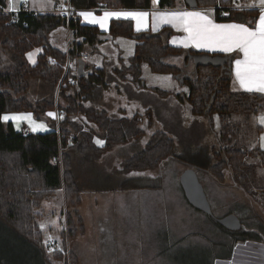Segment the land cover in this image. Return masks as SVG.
<instances>
[{
    "label": "trees",
    "instance_id": "16d2710c",
    "mask_svg": "<svg viewBox=\"0 0 264 264\" xmlns=\"http://www.w3.org/2000/svg\"><path fill=\"white\" fill-rule=\"evenodd\" d=\"M68 2L75 10L96 9L101 6L109 9H148L152 5V0ZM194 2L195 4L191 0L190 5L185 4L196 8H214V19L217 22H241L253 27L258 17L254 8L231 7L234 5L233 0ZM5 5L6 0H0V114L30 112L36 119L45 121L53 128L46 133L16 131L10 121H0V223L9 230L8 236L25 245L31 264L35 263L33 252L36 253V259H41L42 264L44 259L50 264L45 257V249L49 245L45 243L44 231L37 223L41 201L52 197L56 190H62L66 201H74L75 204L79 201L81 188L76 175V158H88L91 161V157H99L113 146L137 140L143 135L139 115L130 118L110 117L105 111L82 103L92 94L94 86L103 76V71L98 68H90V72L84 75V69L89 68L84 65L80 66L81 74L73 76L70 66L66 67L67 61L72 59L84 61L80 57L83 43L91 45L89 53L94 54L97 52L95 45H100L107 39L134 38L138 42L129 64L121 66L117 71L123 79L141 82V63H146L153 72L170 73L173 78H182L183 83L187 84L188 95L181 98L188 100L193 114L207 118L219 144V151L215 153L217 162L206 168L207 172L213 175L217 183L222 184L223 172L228 170L232 185L243 189L253 203L264 211V181L258 174V169L264 166V150L236 144L232 139L235 134L229 137L222 131L227 125V116L231 118L234 114H245L249 118L258 112L259 104L264 99L258 93L230 89L231 63L235 54L172 47L167 42V38L173 33L169 27H163L155 33H137L133 30L131 20H111L104 36L96 27L82 24L76 15L68 22L54 13L33 16L20 12L12 19V13L4 12ZM175 5L176 0H159L156 6L163 9ZM62 22L67 24L71 40H82L72 41L68 52L50 45L46 39V34ZM33 48H40L41 52L32 65L28 62L26 53ZM177 57L186 64L189 60L192 62V76H182L184 61L182 60L181 65L179 62L175 63L177 60L173 59ZM30 79L40 82L39 95L36 97H31ZM152 89L158 94L168 93L158 88ZM53 110L63 119L48 117L47 113ZM215 115L220 122L219 129L214 128ZM89 124L94 125L97 130ZM229 125H233V122ZM95 137L100 138L103 143L97 145ZM252 155L256 157L255 163H249ZM167 159L181 161L173 155L172 140L164 133L156 132L144 149L124 162V169L151 170L160 167ZM189 166L204 169L192 164ZM208 217L217 227L225 230L215 222L213 216ZM76 219L81 229L80 216L77 215ZM243 226L242 223V228ZM61 235L64 249L66 241L69 242L77 235L73 220L68 214L66 228L61 231ZM65 253L54 251L53 256L61 264H78L72 251L68 252V256Z\"/></svg>",
    "mask_w": 264,
    "mask_h": 264
},
{
    "label": "rangeland",
    "instance_id": "374dc122",
    "mask_svg": "<svg viewBox=\"0 0 264 264\" xmlns=\"http://www.w3.org/2000/svg\"><path fill=\"white\" fill-rule=\"evenodd\" d=\"M24 1L31 2V0H19V2L15 4V9ZM51 2H54L59 6L61 4L64 5V0H51ZM255 2L258 4L257 0H255ZM6 4V7L8 8V0ZM125 48L126 51H128V55H130L131 50L127 47ZM125 48H123V53H125ZM227 54H235V57H237V53L234 51ZM91 56L90 61H88L89 63L94 61L93 56H96V54H92ZM74 61L75 59L70 61L72 68ZM149 72L147 64L141 63L140 79L142 80L141 82L145 83V85L143 87L140 85L141 82L136 81L139 91L150 93V87L156 86L155 84L157 80H159V82H163V80L157 79V75V77H155V75H150ZM159 77L164 76L160 75ZM29 83L31 93L33 92L34 96L37 95L40 88L39 80L30 79ZM158 87L168 91V96L173 97V107L177 108V110L171 114L165 115L160 114L159 106L157 105H154L153 108L149 110H136L135 113H139L138 115L141 117L140 127L143 129V135L140 136L139 139L114 146L111 151L107 150L101 153L99 155V159L98 157H91V161H89L88 158H76L75 169L78 172H76V175L79 179L78 182L81 191L85 188H93L96 192V189H107L110 187H138L142 185H152L155 182L154 180L145 178L131 179L133 174L144 173L150 177L154 176V179L158 176L165 188V194L172 196L175 177L179 174L178 182L180 183V175L186 169L191 167L189 166L190 163L195 164L193 161L197 157L208 154L211 158L210 163L214 164L217 162V158L213 155V153L215 154L219 151V144L215 133L211 132V127L207 122V118L203 115L193 114L189 107L188 100L185 98L180 99L181 96L188 95L187 84H180L178 81L174 80L169 86L161 84V86ZM33 95L31 97H33ZM155 95L161 97V95ZM160 100L163 102L165 101V98ZM59 101L62 102L61 100H58V102ZM85 102L86 100L82 101L84 105L87 104L97 107L94 103H90V101H87L86 104ZM122 102L125 104V98H123ZM121 113L122 112L119 111L112 117L118 118L121 116H127L126 110L123 112L124 114ZM261 113H264V99L259 104L258 112L253 113L249 118L245 114H234L231 118L226 115L227 125H225L222 131L229 137H232V134H235L232 139L236 144L245 145L249 148L260 145V137L264 135V124L260 123V117L264 116V114ZM232 122L233 125H229ZM89 125L97 130L94 125ZM193 125H196L195 130H192ZM219 127L220 122L218 117L215 115L214 128L219 129ZM156 132H162L172 140L173 155L181 161L176 159H167L160 165V167L153 168L148 171H126L124 169V162L138 151L144 149L153 134ZM97 141L102 140L95 137V143L97 145H101V143H97ZM255 162L256 157L253 155L250 156L249 163ZM258 172L263 175L262 170H258ZM196 173L209 201L213 216L215 218H221L229 212L237 215L242 220L243 224H247L246 218L243 217L241 210V205L244 204L245 201L242 200V203L241 199H239V195L238 200L234 197L235 199L233 201H227V195L230 192H235L236 189L223 187L225 193H213L210 187L211 184L207 180V178H210L209 176L213 178V175L207 172L206 178V173L202 171H197ZM225 181H227V179H225ZM81 196V194L78 195L79 198ZM84 198L91 197L86 195ZM252 204L258 207V205L253 203V201ZM77 205H75L74 201H66L63 197L62 190H56L52 197L41 201L38 209L40 217L37 220V223L44 231L45 243L47 244L49 242L53 245L48 246L45 249V255L47 256V260L49 261L48 263L50 264H61V261L53 256L54 251L66 252L65 255L67 254V256L69 251H72V253L77 251V254L79 255L78 264H122L123 259L128 258L129 256L131 259L130 264H236V246H234V242L244 226L242 229L235 231L233 233L234 235L224 230L226 234L225 232H223V234L227 241L221 240L222 243L220 242L216 245L210 241L212 236L206 230L207 227L203 228V226L198 224L196 220L192 218L193 216L189 215L187 212L179 213V219H181L182 222H185L188 219L187 225L190 232H185L181 237L172 236L168 232L170 229L168 220L163 219L159 222L153 221L150 223L147 237H139L137 235L134 236L133 234L128 233L126 235H128L129 238L125 241L123 249L119 244L116 248V252H114L113 250H109V245H106L107 247L103 251V246L105 244L96 241L93 235V231H95V235L97 234L98 227L89 228L87 226L85 227V235L83 236L82 234H78L69 242L66 241V248L64 249L62 246L61 231L66 228V214L72 218L77 232L80 230V227L76 218L77 215L81 214L83 215L87 225L91 224L90 222H94L95 220L111 218L120 221L121 226L127 231L132 230L129 221H132L140 226V224L133 220L125 217L122 218L119 211H115L114 213L110 211L107 214L104 209L106 204L104 203H98L99 210L96 211L98 219H93L95 209L92 208L90 204L87 205V203L84 202L80 208H78ZM252 210V208L247 210V212H249V217L256 216ZM258 213H261L264 216L263 210L259 209ZM181 221L179 223H181ZM207 223L210 224L208 221ZM259 224L261 225L262 221L259 222L258 225ZM171 227L173 229L177 228L174 221L171 223ZM261 228L264 230V223ZM7 231L9 230L0 223V264H31L25 245L14 239L12 236H8L10 234ZM216 246H220L221 248V251L217 253V256L214 255V248L216 249ZM33 256L35 257V263L33 264H42L41 259L40 261L39 259H36L35 252H33ZM256 258L257 257L254 255L245 256V262L247 264H255L254 260H256ZM42 261L44 264H47L45 259Z\"/></svg>",
    "mask_w": 264,
    "mask_h": 264
},
{
    "label": "crops",
    "instance_id": "0c3cea01",
    "mask_svg": "<svg viewBox=\"0 0 264 264\" xmlns=\"http://www.w3.org/2000/svg\"><path fill=\"white\" fill-rule=\"evenodd\" d=\"M27 2L30 9L32 11H36L37 13H54L59 15V11H61V5H56L54 2L48 3L47 0H31V2ZM23 2V3H24ZM68 0H64V5L67 4ZM233 6L235 8H254L258 12V17L256 19V23L258 22L259 18V5L256 4L255 0H233ZM7 3V0H6ZM23 3L19 4V6L15 10H7L8 9L5 5L4 12L7 13H13L17 11L18 9L21 8ZM41 4L44 6L41 7ZM239 5V7H237ZM221 8V7H219ZM211 9V18L219 24H231V23H236V24H245L241 22H217L214 19V8H194V7H189L188 5L185 4L184 0H176V5L174 7H168V8H163L160 9L156 5L154 6L153 4L151 5L150 8L148 9H109L105 7H98L96 9H81L77 10V17L80 19V22L85 25L89 26H94L96 27L104 36H106L108 29H109V24L111 20H131V19H116V18H111L108 24V27L106 29H101L98 25H92L84 22L83 17L79 16L78 13L82 11H92L94 12L95 15L100 16L103 15L104 12H121V11H146L151 13L152 11H202V10H207ZM132 25H133V30L137 33H145V32H151L155 33L160 31L163 27H169L171 30H173V33L167 38V42L170 46L172 47H178V48H186V49H191L194 51H204L208 53H230V52H223L220 50H210L207 48H197L191 43L188 44L187 47L184 46V44L177 42L173 43V37H184L186 35L185 32H183L182 29H178L173 27L170 24H164L159 27L157 31L152 30V22H151V16H149L148 21H149V26L146 30H141V31H136L135 29V22L133 20ZM246 25V24H245ZM248 26V25H246ZM249 27V26H248ZM46 39L47 42L56 47L59 48L60 50L68 52L70 48L72 47L71 42L72 41H77V42H82L81 39H72L70 38V33L69 29L66 23H61L57 28L53 29L49 33L46 34ZM137 40L134 38H124V37H119L114 40L107 39L105 42H103L100 45H95L97 52L96 56L94 57V61L89 63L91 59L92 53H89L92 49L91 45H88L86 43H83V51L80 54V57L82 58L83 55H87V58L84 59V63L81 62L78 59H75L76 61L73 62V68L71 67V62L69 64L70 66V72L71 75L73 76H79L81 74L80 72V66L84 65L86 67H89L88 69L85 70V74L87 72H90V68H98L103 71V76L101 77V80L94 86L92 94L86 99L87 101H90V103H94L97 107L87 105L85 102V106L88 107H93L98 110H103L105 111L110 117L121 111V114H124L123 112L126 110L127 116H121V117H127L130 118L134 115H138L139 113H135L136 110H149L153 108L154 105L159 106V112L162 115L165 114H171L172 112H175L177 108L173 107V102L174 99L171 96H168V93L166 95L158 94L156 91H154L152 88H158L160 90H163L159 88L158 86L164 85V86H169L175 79L172 77L170 73H157L153 72L149 68V74L150 75H155V77H159L160 75L168 76L171 77V80L169 81H163L159 82L157 80L156 86L150 87L151 92H142L139 91L138 86L136 84V81H132L130 78L123 79L121 75L117 72L121 66L123 65H128L129 60H131V57L134 54V48L135 45L137 44ZM122 43V45H121ZM124 46V47H122ZM129 48L130 55H128V51H126V48ZM125 48V53L124 49ZM40 48H33L30 51L26 53V58L30 64H35L37 60V55L41 51ZM132 52V55H131ZM237 53V57H235L231 63V81H230V89L236 92H250V93H258L264 96V92H260L257 90H252L248 91L244 88H241L238 81L236 80V65H235V60L236 59H243V53L234 51ZM28 53H32V58H28ZM86 64V65H85ZM88 65V66H87ZM156 73V74H155ZM157 75V76H156ZM174 79V80H173ZM143 87L145 85L144 82H141ZM166 91V90H164ZM168 92V91H167ZM155 94L161 95V97L156 96ZM33 95V92L31 93V96ZM37 95H39L37 93ZM37 95H33V97H36ZM123 98H125V104L122 102ZM165 98V101H161L160 99ZM49 112H55L49 111ZM16 113H30V112H16ZM144 113V112H142ZM264 114V113H261ZM58 115V113H57ZM116 118V117H115ZM120 118V117H118ZM33 119L36 120L37 123H44L46 125L45 128L43 129H37L36 131L32 130V126L29 125L27 121H22L20 122V127H16V122L10 121L14 129L16 131H29V132H35V133H46V132H51L53 128L49 126L45 121L43 120H38L33 116ZM56 119V118H53ZM261 128V127H259ZM196 129V125L192 126V130ZM211 129V128H210ZM262 129V128H261ZM262 131V130H261ZM212 132V131H211ZM120 145V144H118ZM117 146V145H115ZM114 147V146H113ZM112 147V148H113ZM260 148L264 150V148L260 147V145L251 147L253 148ZM111 148V149H112ZM109 149V151H111ZM104 155V154H103ZM213 155H215L213 153ZM99 159V157H98ZM100 161V160H99ZM193 162L190 163L194 166L198 167H203L204 169H196L198 171H202L205 174L207 178V170L206 168L210 167L213 165L211 162V158L209 155L204 154L199 157H197ZM164 163V162H163ZM215 164V163H214ZM178 167V166H175ZM258 170L263 171V175L259 174V176L263 179L264 181V166L260 167ZM133 171V170H132ZM135 171H148V170H135ZM83 174V173H82ZM179 174L175 177V184L173 188V195L168 196L165 194V188L162 185L161 179L158 178V176L154 179V176H148L143 174H133L131 176V179L133 178H145V179H150L154 180L155 182L148 186H138V187H130V190H119L117 188L119 187H110L107 189H111L110 191H102L103 189H96V192L93 190V188H85L82 189L80 194L82 195L79 198L77 205L78 208L82 207V203L84 202L87 203V205H91L92 208L95 209V215L93 214V219L97 218L96 211L99 210L98 203H104L106 204L105 210L108 214V212L112 211L113 213L115 211H119L120 216L123 218H128L130 220L135 221L136 223L140 224L138 226L137 224L133 223L132 221H129V224L132 228L131 231L125 230L121 226V222L111 219V218H106V219H100V220H95L94 222H90L91 224L87 225L85 223V219L83 215H79L81 218V223L83 225L82 229L78 230V234H82L83 236L85 235V227H98L97 234L95 235V231H93V235L96 241L99 243L105 244L103 246V251L106 249V245H109V250H113L116 252L117 246L120 244V247L122 249L124 248V243L126 240H128V233L133 234L134 236L137 235L139 237H147V234L149 232V226L150 223L153 221H162L163 219H167L169 224H170V229L168 232L174 236V237H181L185 232H190L188 229V219L185 222H182L181 219H179L180 215L179 213L181 212H187L189 215L193 216L192 218L196 220V222L200 225L203 226V228L207 227V231L209 234H211V242L218 245V243L221 242V240L227 241L226 237L224 236L223 232L224 230H220L219 227H217L202 211L194 208L192 205L189 204V202L186 200L182 187L180 183L178 182V177ZM209 176V173H208ZM210 178H207V180L211 184V191L213 193L219 192L220 194L225 193L223 190V187H230L231 189H236L235 192H230L227 195V201H233L236 197V200H238V195L239 199L245 201L244 204L241 205V210L243 217L246 218V223L243 224L244 228L242 229L241 234L236 237V241L234 242V246H236L235 252H236V264H247L245 262V256L251 255L257 257L256 260H254L255 264H264V232L263 229H261L262 224H263V215L261 213H258L259 207L255 206L252 204V200L250 197H248L245 193L244 190L237 187L233 186L232 183L230 182V173L228 170H224L223 172V182L217 183V181L209 176ZM80 178V177H79ZM78 179V177H77ZM227 179V181H225ZM79 180V179H78ZM106 189V188H104ZM221 189V190H220ZM90 196L91 198H84V196ZM242 196V197H241ZM246 197V198H245ZM209 202V201H208ZM243 203V202H242ZM253 208L254 215L258 216L255 217H249V212H247L248 209ZM244 212V213H243ZM230 214V213H228ZM233 214V213H232ZM227 215V214H226ZM245 215V216H244ZM207 219V220H205ZM260 219V220H259ZM262 224L258 225L257 223L261 222ZM174 221L176 223L177 228H172L171 223ZM181 221V223H179ZM207 221L210 223L208 224ZM88 222V221H87ZM246 226V227H245ZM139 227V228H138ZM260 229H258V228ZM218 228V229H217ZM124 229V231H123ZM139 229V230H136ZM262 231V232H261ZM256 235H254V234ZM208 234V235H209ZM226 234V232H225ZM76 235V236H77ZM90 236V234H89ZM223 237V238H221ZM240 238V239H239ZM255 239V240H254ZM48 244V243H47ZM214 247V246H213ZM248 250V251H247ZM108 251V250H107ZM221 251L220 246H216V249L214 248V252H216L214 255L217 256V253ZM46 254V252H45ZM74 254L77 257V261L79 263V255L77 254V251L74 252ZM240 255V256H239ZM243 255V256H242ZM46 259L47 256L45 255ZM223 260V259H220ZM225 260V259H224ZM131 259L130 256L128 258H124L122 264H130Z\"/></svg>",
    "mask_w": 264,
    "mask_h": 264
},
{
    "label": "snow or ice",
    "instance_id": "6c2138e0",
    "mask_svg": "<svg viewBox=\"0 0 264 264\" xmlns=\"http://www.w3.org/2000/svg\"><path fill=\"white\" fill-rule=\"evenodd\" d=\"M19 0H8V9L15 10V4ZM51 3V0H47ZM159 0H152V4L157 5ZM259 5L258 22L253 27L245 24H219L211 18V9L202 11H121L104 12L97 16L92 11H82L78 13L83 17L84 22L98 25L102 30L108 27L111 18L131 19L135 22L136 31L146 30L149 26L148 18L151 16L152 30L157 31L161 25L170 24L175 28L182 29L186 33L184 37H173V43L180 42L185 47L189 43L197 48H207L210 50H220L223 52L238 51L243 53V59H236V80L241 88L248 91L257 90L264 92V0H257ZM44 5L41 4V7ZM64 5L61 4V8ZM239 7V5H237ZM41 51V50H37ZM32 53H28L32 58ZM55 63V61H52ZM163 81L171 80V77H157ZM48 117L63 119L55 112H48ZM0 121L16 122V127H20V122L27 121L32 126V130L43 129L44 123H37L33 119L32 113H5L0 114ZM260 123L264 124V116L260 117ZM103 143V141H97ZM260 147L264 148V135L260 137ZM139 175V174H137ZM43 227V225H42Z\"/></svg>",
    "mask_w": 264,
    "mask_h": 264
},
{
    "label": "water",
    "instance_id": "95a60500",
    "mask_svg": "<svg viewBox=\"0 0 264 264\" xmlns=\"http://www.w3.org/2000/svg\"><path fill=\"white\" fill-rule=\"evenodd\" d=\"M190 1L191 0H185V2L189 5L191 4ZM192 3L195 4L194 0H192ZM138 37L140 36L138 35ZM179 82L181 83L182 80L180 79ZM179 181H180V185L182 187L184 196L186 200L189 202V204L192 205L194 208L204 212L206 215L213 216L210 204L205 195L203 187L198 180L195 169L189 168L185 170L180 175ZM214 220L218 225H220L226 231L233 232V231H238L239 229L242 228V223H241L240 218L237 215L232 214V213L227 214L221 218L214 217Z\"/></svg>",
    "mask_w": 264,
    "mask_h": 264
},
{
    "label": "built area",
    "instance_id": "2783aa9c",
    "mask_svg": "<svg viewBox=\"0 0 264 264\" xmlns=\"http://www.w3.org/2000/svg\"><path fill=\"white\" fill-rule=\"evenodd\" d=\"M20 12H25L27 14H31L33 16H36L38 13L36 11H32L28 5L27 2H24L20 9L12 13V19L16 17V15ZM59 15L61 18H63L65 21H69L70 18L74 15H77V10L73 9L69 3H67L61 11H59ZM83 58H87V55H83ZM67 67V65H66Z\"/></svg>",
    "mask_w": 264,
    "mask_h": 264
},
{
    "label": "flooded vegetation",
    "instance_id": "af4514ba",
    "mask_svg": "<svg viewBox=\"0 0 264 264\" xmlns=\"http://www.w3.org/2000/svg\"><path fill=\"white\" fill-rule=\"evenodd\" d=\"M181 60H183V59H181ZM181 73H182V76H192L193 75V72H192V62L190 60L187 62V64L184 61V66H182V68H181ZM254 235H256V234H254Z\"/></svg>",
    "mask_w": 264,
    "mask_h": 264
},
{
    "label": "bare ground",
    "instance_id": "6f19581e",
    "mask_svg": "<svg viewBox=\"0 0 264 264\" xmlns=\"http://www.w3.org/2000/svg\"><path fill=\"white\" fill-rule=\"evenodd\" d=\"M198 171V170H197ZM219 174V173H218ZM221 175V174H220ZM231 177V176H230ZM222 179V178H221ZM210 189V188H208ZM225 189V188H224ZM221 190V189H220ZM209 193V192H208ZM242 197V196H241ZM246 198V197H245ZM259 201V200H258ZM253 209V208H252ZM253 211V210H252ZM229 213V212H228ZM227 213V214H228ZM235 213V212H234ZM244 213V212H243ZM245 216V215H244ZM254 217V216H253ZM258 216H256L257 218ZM211 219V218H210ZM212 220V219H211ZM260 220V219H259ZM262 221V220H261ZM258 224V223H257ZM245 225V224H244ZM260 225V224H259ZM246 227V226H245ZM258 228V227H257ZM218 229V228H217ZM259 229V228H258ZM262 229V228H261ZM221 230V229H220ZM260 230V229H259ZM262 232V231H261ZM232 233V232H231ZM241 234V233H240ZM234 235V234H233ZM201 237V236H200ZM240 239V238H239ZM255 240V239H254ZM222 243V242H221ZM225 245V244H224ZM228 247V246H227ZM225 250V249H224ZM248 251V250H247ZM225 252V251H224ZM216 253V252H215ZM222 253V252H221ZM223 256V255H222ZM240 256V255H239ZM243 256V255H242ZM215 257V256H214ZM221 257V256H220ZM219 258V257H218ZM233 259V258H232ZM262 264V263H261Z\"/></svg>",
    "mask_w": 264,
    "mask_h": 264
}]
</instances>
